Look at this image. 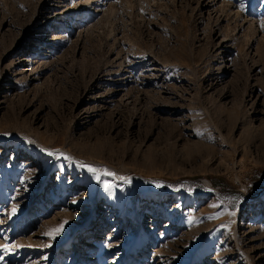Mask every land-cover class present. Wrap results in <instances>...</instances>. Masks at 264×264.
Instances as JSON below:
<instances>
[{"label":"rangeland","instance_id":"374dc122","mask_svg":"<svg viewBox=\"0 0 264 264\" xmlns=\"http://www.w3.org/2000/svg\"><path fill=\"white\" fill-rule=\"evenodd\" d=\"M0 245L264 264V0H0Z\"/></svg>","mask_w":264,"mask_h":264},{"label":"snow or ice","instance_id":"6c2138e0","mask_svg":"<svg viewBox=\"0 0 264 264\" xmlns=\"http://www.w3.org/2000/svg\"><path fill=\"white\" fill-rule=\"evenodd\" d=\"M54 153L52 152H49L48 155H53ZM65 159L67 160H71L72 158L71 157H64ZM82 167H87V170L93 174L97 173V169L91 167V166H84L82 165ZM104 175H108V176H116L115 173H112V172H108V171H105L104 172ZM98 181L100 180V177L97 175L95 177ZM118 179H121L123 181H125V183H130V181L128 180L127 177H118ZM162 185L161 184H157L156 187H161ZM113 185L109 182H104V188L105 190L107 191H111ZM213 207H215V205H213ZM16 213V208L14 207L12 209V214L14 215ZM63 229V224H61L58 228L56 229H51L48 233H45V235H49L51 239H55L57 235L60 234V232L62 231ZM46 246H51V245H46ZM0 248H4V249H7V245H0Z\"/></svg>","mask_w":264,"mask_h":264},{"label":"bare ground","instance_id":"6f19581e","mask_svg":"<svg viewBox=\"0 0 264 264\" xmlns=\"http://www.w3.org/2000/svg\"><path fill=\"white\" fill-rule=\"evenodd\" d=\"M84 3H85V2H83V1L79 3V5H80V9H79V10L82 11V14H83V15H84V13H86V12L88 11V9H89L88 4H87V5H84ZM72 11H73L74 13H77V12H78V11L76 10V8L72 9Z\"/></svg>","mask_w":264,"mask_h":264},{"label":"trees","instance_id":"16d2710c","mask_svg":"<svg viewBox=\"0 0 264 264\" xmlns=\"http://www.w3.org/2000/svg\"><path fill=\"white\" fill-rule=\"evenodd\" d=\"M249 191H252V190L249 189L248 192H249Z\"/></svg>","mask_w":264,"mask_h":264}]
</instances>
